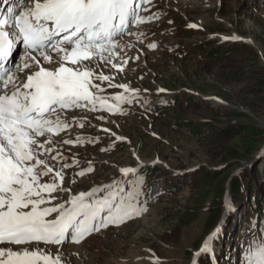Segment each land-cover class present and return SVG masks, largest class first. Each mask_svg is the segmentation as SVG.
<instances>
[{
  "label": "rangeland",
  "instance_id": "1",
  "mask_svg": "<svg viewBox=\"0 0 264 264\" xmlns=\"http://www.w3.org/2000/svg\"><path fill=\"white\" fill-rule=\"evenodd\" d=\"M25 2L18 0L14 7L9 6L13 10L11 16L22 11ZM140 15L152 19L132 25L131 34L123 36L125 47L123 51L117 50L114 61L117 64L128 61L123 71L118 72L111 65L96 69L97 73L103 71L115 77L113 84H124L136 91L125 92L119 87H108L107 81H94L103 89L99 94L106 102L104 107L112 106L114 112L100 110L99 104L96 111L75 109L74 116L72 113L67 116L70 126L53 137L60 143L49 147L53 148L52 155H56L58 148L62 158L59 162L50 160L57 169L65 162L72 165L63 169L64 183L60 186L70 189L59 193L64 200L92 189H103L97 196H109L116 191L115 181L120 188L138 191L132 203L147 211L118 227L109 225L92 232L78 244L39 245L47 247L53 256L59 249L63 264H190L192 261L196 264V253L191 259L195 251L192 242L201 237L202 245L216 233L213 230L205 235L201 226L211 193L201 200L198 196L201 189L192 190L190 178L172 192L177 179L175 172L190 173L200 168L210 172L228 171L221 197L226 203L233 177L264 157V137L259 136L255 149L248 150L237 143L239 136L208 141L204 138L206 131L193 136L185 126V122L194 125L210 122L217 129L229 122L241 123L253 125L264 135V0H154L144 4ZM149 44L156 47L149 48ZM212 47L221 48L218 58L210 56ZM22 53L20 50L16 54L10 68L14 69ZM117 95L129 97L128 102L117 107L114 99ZM218 112L222 120H217ZM227 112L244 116H225ZM117 137L124 139L113 141ZM61 138L72 141L79 138V143L66 145ZM234 144L236 152L244 157L223 163L225 149ZM247 151H252L253 159ZM136 165L157 168L156 177L129 186L121 180L119 172ZM258 167L263 173L254 176L255 181L264 183V159L257 162L256 170ZM79 172L84 175H77ZM42 180L46 182L49 177ZM150 182L160 186L159 195L149 196L152 189L145 184ZM200 203L204 204L198 206L197 217L182 228L184 215ZM237 206L236 210H241L239 215L234 216L233 211L234 215L230 214L226 204L219 215V224H226L225 256H231L226 264H248L250 246L264 242V228H258L256 221L245 220L248 207ZM231 217L235 221L230 224ZM210 249L212 260L214 248L210 246ZM188 251L192 252L188 255Z\"/></svg>",
  "mask_w": 264,
  "mask_h": 264
},
{
  "label": "snow or ice",
  "instance_id": "2",
  "mask_svg": "<svg viewBox=\"0 0 264 264\" xmlns=\"http://www.w3.org/2000/svg\"><path fill=\"white\" fill-rule=\"evenodd\" d=\"M145 3L151 0H26L18 14L0 19V65L12 63L8 58L17 44L24 49L14 69L0 71V264H63L59 249L53 256L39 245L78 244L92 232L118 227L147 211L132 203L138 191L120 188L115 181L116 191L109 196H97L103 189H92L64 200L59 193L70 189L60 186L63 169L72 165L65 162L57 169L50 160L62 158L58 148L52 155L49 147L60 143L53 137L70 126L67 116H74L75 109L96 111L99 104L100 110L114 112V107H104L103 89L94 81L136 91L113 84L115 77L96 69L111 65L123 71L128 61L115 63L117 50L123 51V36L131 34V25L152 19L139 14ZM114 99L117 107L128 102L125 96ZM61 140L79 143V138ZM133 171L122 169L125 176ZM214 235L196 255L209 253ZM248 264H264V242L250 246Z\"/></svg>",
  "mask_w": 264,
  "mask_h": 264
},
{
  "label": "trees",
  "instance_id": "3",
  "mask_svg": "<svg viewBox=\"0 0 264 264\" xmlns=\"http://www.w3.org/2000/svg\"><path fill=\"white\" fill-rule=\"evenodd\" d=\"M203 46V45H201ZM205 46H209V44H205ZM221 52L220 47H212L210 49V56H213L214 58L219 57V53ZM264 82V81H263ZM189 100L186 103H190ZM230 114H234V117H242L244 115L242 114H236V113H229L227 112L224 114L225 116H230ZM217 118L219 116V112L215 115ZM223 116V115H222ZM221 118V117H220ZM217 120H222V119ZM210 123V122H209ZM209 123L204 122L200 125H194L192 123L185 122V126L188 128V131L193 136H200L202 133L206 131L207 136L204 138L208 141H214L216 140H228L232 136H239L237 143L239 142L240 146L246 147L248 150H254L255 145L259 143L258 137H264L261 130L257 129L253 125H245V124H239V123H228L220 125L219 128L213 129ZM212 128V129H211ZM211 129V130H210ZM240 134L241 138H240ZM253 137V138H252ZM237 147L235 144L233 146H228L227 149H225L226 157L222 160L223 163H226L228 159H238L240 158V154L236 152ZM249 151H247L248 153ZM250 154L248 157L250 159H253V156H251L253 153L252 151L249 152ZM241 157H244L242 155ZM252 163V162H251ZM250 163V164H251ZM241 168V167H240ZM158 172V169H150V168H140L134 175L129 176L126 178L125 183L128 185H136L138 184L142 179H146L148 181L149 178H155L156 174ZM228 171H206L204 168H200L198 170L191 171L190 173H184V174H175L176 175V183H174L171 187V191H175L177 187L183 183L187 178H190L191 180V187L192 190H197L199 187L201 189L200 194H198L200 199L203 200L204 197L209 195L211 193V199L209 202V206L206 212V215L203 219L202 223V233L208 234L210 233L219 223V215L223 209V203L221 201L222 194L224 192V183L226 182V177L228 175ZM255 177H259L256 173V166H254L252 169L248 167L246 170H240L238 174H236L233 179L229 183V194L227 201L229 204L233 205H243L244 207L249 208L248 215L245 218V220L248 221H256L258 223L259 228H264V183H258L255 181ZM216 179H220V181L215 182ZM206 188L204 185H206ZM147 187V186H146ZM208 187V188H207ZM200 191V190H199ZM207 192V193H206ZM204 204V203H203ZM203 204L196 205L194 208H191L188 210V212L184 215L185 217L181 220V227L185 228L189 226V222L192 220V218L197 217V213L199 211L198 206H203ZM205 234V235H206ZM217 239H215L216 241ZM201 237L195 239L194 242H192V247H195V250L199 248L201 245ZM192 251H188L187 254L189 255ZM218 258V257H217ZM218 260V259H217ZM219 261V260H218ZM220 261H222L220 259ZM198 264H211L210 260L208 258L207 254H203L199 257Z\"/></svg>",
  "mask_w": 264,
  "mask_h": 264
},
{
  "label": "water",
  "instance_id": "4",
  "mask_svg": "<svg viewBox=\"0 0 264 264\" xmlns=\"http://www.w3.org/2000/svg\"><path fill=\"white\" fill-rule=\"evenodd\" d=\"M260 159H261V157H259L257 160L259 161ZM258 161H255V162L253 163V165H256Z\"/></svg>",
  "mask_w": 264,
  "mask_h": 264
},
{
  "label": "bare ground",
  "instance_id": "5",
  "mask_svg": "<svg viewBox=\"0 0 264 264\" xmlns=\"http://www.w3.org/2000/svg\"><path fill=\"white\" fill-rule=\"evenodd\" d=\"M125 169V168H124ZM195 261H192L190 264H194Z\"/></svg>",
  "mask_w": 264,
  "mask_h": 264
}]
</instances>
